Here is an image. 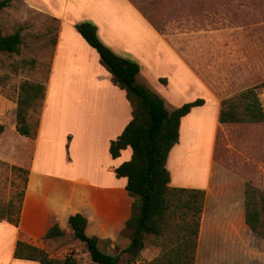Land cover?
<instances>
[{"label": "rangeland", "instance_id": "rangeland-1", "mask_svg": "<svg viewBox=\"0 0 264 264\" xmlns=\"http://www.w3.org/2000/svg\"><path fill=\"white\" fill-rule=\"evenodd\" d=\"M129 1L154 16L159 33L202 83L200 89L191 81L184 84L191 76L183 65L174 68L168 82L146 79L148 89L164 101L168 111L195 97L205 102L208 111L214 110V101L220 107L222 99L252 87H257L264 111V0ZM109 6L121 7L117 0H11L9 7L0 11V33L9 35L19 31L22 38L19 54L0 53V219L15 218L25 178V173L12 169L3 160L27 162L32 153V144H27V139L9 131L15 120L20 84L29 81L45 85L58 31L57 14L65 26L63 47H71L72 54L65 57L71 60L68 69V63L63 67L65 53L62 52L56 74L68 72L74 75L85 59L67 28L74 26L75 30V25L82 22L95 25L92 15L101 16L102 9ZM117 19L122 23L132 22L125 8L118 13ZM142 34L138 32L139 43L144 42L149 49L154 39ZM116 55L135 62L140 72L141 65L130 54ZM142 82L138 80L139 84ZM60 91L53 88L48 96L41 144L36 155L38 168L50 170L59 160L58 153H52L51 147L44 145L43 138L53 133L58 139V135L70 126L72 118L97 115L87 106L101 104L104 98L99 88L93 89L81 97L79 105L86 104L83 109L78 107L75 96L58 94ZM169 104L174 105L168 107ZM42 108L43 104L30 114L33 125L39 121ZM192 128L195 124L184 130V135ZM204 145L192 159L190 154H186L183 161L178 153L172 154V158L177 155L173 165L179 171V179L196 184L205 182L208 145ZM213 151V195L210 203L203 204L194 264H264V241L242 222L246 187L256 191L257 206L260 199H264V122L219 125ZM85 154L90 155V151ZM85 162L84 170L94 173L97 163L93 160ZM167 170L173 180L174 171ZM151 242L152 238L145 241L135 264H150L160 255V248ZM78 247L79 263L91 264L85 248Z\"/></svg>", "mask_w": 264, "mask_h": 264}, {"label": "crops", "instance_id": "crops-1", "mask_svg": "<svg viewBox=\"0 0 264 264\" xmlns=\"http://www.w3.org/2000/svg\"><path fill=\"white\" fill-rule=\"evenodd\" d=\"M117 1L121 7L109 6L108 9H102L101 16L92 15L91 20L96 25L97 35L104 45L115 54L121 56L130 54L141 65L140 72L136 76V83L139 84L138 80L143 81L140 85L148 88L146 79L156 80V82L164 79L168 82L174 68L183 65L191 76L184 81V84L191 81L190 83L200 89L202 83L138 6L129 0ZM123 7L132 22L122 23L117 19L118 13L124 10ZM57 15L58 31L45 83V97L36 136L30 139L16 132V108L15 120L12 123V129H9L10 133L18 134L27 139L25 141L27 144H32V153L27 162L3 160L12 167L25 170L27 182L18 209L17 226L15 227L6 219H0V264H39L37 261L14 258L18 241L42 250L50 259L63 260L72 256L80 264L78 246L83 245L72 239V231L68 223L69 217L75 214L81 215L86 220V236L97 238L100 249H105L107 254H117L128 244L127 239L120 237V232L130 216L132 198L125 190L126 178H117L114 170L130 160L132 151L128 147L113 159L109 154V146L130 122L131 107L126 100L125 92L113 84L111 75L104 67H100L98 54L88 46L76 29L74 30V26L67 29L71 30L69 34L77 41L78 51L85 59V63L74 75L68 72L56 74V66L62 52L65 53L62 58L65 59L63 67L68 63L66 65L68 69L71 60L68 61L66 58L72 54L71 47L66 45L63 47L65 26L60 15ZM93 17L99 19V22ZM138 32L154 39L149 49L144 42L139 43ZM53 88L57 91L61 90L58 94H66L70 98L75 96L78 107L83 109L86 104H83L85 107L79 105L82 103L81 97L89 94L93 89L99 88L104 93V98L100 101L101 104L87 106L97 115L85 119L72 118L69 122L70 126L58 135V139L53 133L43 138L44 145H49L52 153L57 152L59 155L57 164H53L55 168L49 170L38 168L36 155L41 144L40 138L48 96ZM161 95L166 98V94ZM195 98L186 103L198 99ZM214 104V110L208 111L204 102L202 106L192 108L189 114L181 118L178 142L170 151V156L168 155L166 161V169L174 171L173 180L170 179L169 186L204 190V206L211 202L213 195L211 171L214 162L212 157L215 135L219 126L220 109L215 101ZM173 105L169 104L168 107ZM180 105L178 104L177 108L183 104ZM194 124L195 128L190 129L188 134L184 135V130ZM204 144L208 145L205 182L196 184L179 179V171L173 165L177 158L174 156L177 155H173L172 158V154L178 153L182 161L186 159V154H190V159H192L199 150L205 147ZM87 150L90 151V155L85 154ZM88 160L97 163L94 173L83 168L85 161ZM242 222L244 224V215ZM54 226H57L64 235L55 239H44L46 232Z\"/></svg>", "mask_w": 264, "mask_h": 264}, {"label": "trees", "instance_id": "trees-1", "mask_svg": "<svg viewBox=\"0 0 264 264\" xmlns=\"http://www.w3.org/2000/svg\"><path fill=\"white\" fill-rule=\"evenodd\" d=\"M10 1L0 0V11L9 7ZM138 8L155 27L154 16L149 11ZM155 28L159 32L157 27ZM75 29L98 54L100 64L111 75L113 84L125 92L126 100L131 107V120L121 135L110 143L109 154L114 159L128 147L132 151L130 160L114 170L117 178H126L125 190L132 198V204L130 216L120 232V237L127 239L128 244L117 254H107L105 249L104 251L100 249L97 238L86 236V220L79 214L68 219L72 239L84 246L93 264H135L145 241L149 238H152V245L161 250L160 255L150 264H194L205 191L171 188L166 161L178 142L181 118L189 114L192 108L202 106L204 101L197 99L168 111L159 96L136 83L138 65L118 57L106 47L98 39L95 25L82 22L76 24ZM55 41L56 39L54 44ZM21 46L22 38L19 31L9 35L0 33V53L19 54ZM256 89L257 87L248 88L222 99L218 114L219 125L263 123L264 111ZM44 97V84L29 81L20 84L16 99L15 126L19 135L35 138L39 121L33 125L30 122V114L42 107ZM212 159L214 161V151ZM12 169L25 173L24 187L20 193L15 218L6 219L16 227L27 172L16 167ZM255 193L254 189L246 187L244 224L264 241L262 221L264 199H260L257 206ZM63 235L64 233L54 226L46 232L44 239H55ZM14 258L37 261L39 264H78L72 256L63 260L50 259L42 250L19 241L16 244Z\"/></svg>", "mask_w": 264, "mask_h": 264}]
</instances>
